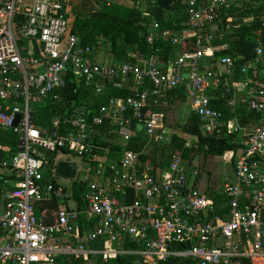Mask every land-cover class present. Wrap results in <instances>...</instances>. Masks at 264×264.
I'll return each instance as SVG.
<instances>
[{
  "label": "built area",
  "instance_id": "1",
  "mask_svg": "<svg viewBox=\"0 0 264 264\" xmlns=\"http://www.w3.org/2000/svg\"><path fill=\"white\" fill-rule=\"evenodd\" d=\"M65 4L0 0V130L17 137V151L9 161L2 157L9 150L0 146V168L15 177L8 192L0 190V264H57L60 256L90 255L100 256L103 263L133 255L134 264H242L241 259L264 258V42L257 39L254 57L241 66L227 55L214 56L228 48L217 33L218 16L243 9L242 15L226 20L262 24L264 0H183L186 28L171 42L178 46L194 38L193 53H176L165 62L154 54H132V63L108 64L98 62L93 47L68 33ZM166 34L150 33L146 43L152 46ZM68 76L93 84L96 93L109 86L130 95L110 97L94 114L86 106H70L41 132L31 103H60ZM178 86L184 88L204 136H219L225 128L240 134L242 147L230 153L234 182L221 188L224 204L187 189L179 156L159 176L148 166L138 177V154L132 151L123 152L119 165L106 160L110 148L101 144L104 133L113 132L122 143L138 129L148 138L163 139V114L150 108L165 106L166 92ZM219 99L231 112L230 124L210 106ZM241 110L253 114L245 127L236 120ZM55 152L90 162L102 155L105 161L92 168L94 178L75 179L84 185V210L61 207L48 224L37 215L38 206L66 196V186L56 181V164L47 157ZM127 187L135 193L131 200L125 198ZM79 215L94 221L95 228L80 234ZM57 236L68 241L48 243ZM97 243L102 248L93 247Z\"/></svg>",
  "mask_w": 264,
  "mask_h": 264
},
{
  "label": "trees",
  "instance_id": "2",
  "mask_svg": "<svg viewBox=\"0 0 264 264\" xmlns=\"http://www.w3.org/2000/svg\"><path fill=\"white\" fill-rule=\"evenodd\" d=\"M134 5H125L113 2L105 5L100 11H90L86 14H78L75 18L68 22V33L77 36L81 45L93 47L94 51H98L101 47H106L109 57H112V63L135 61L131 57L132 54L143 56L156 55L160 61H168L173 58L174 54L182 55L191 54L195 51V39L186 38L182 40L181 45H173L171 39L180 35L186 28L187 20L186 7L183 0H155V4L151 5V0H129ZM139 1L143 2L144 7L139 9L137 5ZM244 12L243 9H233L228 13H223L216 19L217 33L221 34L228 48L226 50H218L214 56L227 55L234 60L236 66H241L244 62L254 57V49L257 45V39L264 42V23L254 21L245 24L241 21L233 19L228 22V16H240ZM66 18V17H65ZM67 19V18H66ZM159 32L167 33L164 38H158L153 42L152 46L146 43V37L150 33ZM259 31V33H258ZM142 33V34H141ZM158 50V53L155 50ZM96 53V52H95ZM93 84L85 85L82 80L77 83L74 77L68 76L66 85L61 91V102L52 103L49 100L41 101V108L34 109V122L38 129L43 132L51 126V120L54 116L61 114L70 106H86L90 110V114H94L97 107L105 103L110 97L125 98L130 92L125 89H114L109 86L101 92H93ZM186 101L184 88L178 86L169 89L166 92L165 106H151L150 112L163 114V122L168 111V107L177 103L183 104ZM211 108L223 113L224 119L227 121L231 117V112L226 107L224 100H213L210 104ZM242 111V110H241ZM243 112V111H242ZM253 114L245 112L239 117L237 123L240 127H245L252 122ZM138 122L133 123L136 127ZM177 124L169 126L176 128ZM180 132L184 135L194 137L196 141L192 146H187L186 140L176 134H172L170 139L164 143H156L153 146L152 157L145 153L146 146L149 142L141 130H135L132 138L124 146H114V150L121 153L123 151H132L138 154L139 169L142 170L150 161L154 170L166 171L171 164L173 157L179 156L185 163H193L196 157L203 154L204 157L214 156L222 157L226 152L233 151L236 154L242 147L236 140L237 133L231 129H223L219 136H204L200 132L197 116L190 114L183 124ZM105 145L104 142H101ZM0 145L9 147L10 151L5 154L4 160L9 161L17 151V137L11 131L0 130ZM54 154H48L47 157L52 163ZM113 163V160H108ZM95 165V164H94ZM153 174V173H151ZM199 174L195 175V182ZM6 186L0 184V190H5ZM192 192V191H191ZM84 194V185H73V199L78 204L77 210H83L85 204L82 201ZM211 198L215 204H224L226 198L218 191L211 193ZM50 207L55 208L57 199L50 201ZM40 209V207H38ZM50 221V220H49ZM78 226L80 234L95 228L94 221L86 222L84 215H79ZM130 246L126 244L125 247ZM93 247L100 249L101 244ZM186 248V245L178 247ZM136 257L133 255L119 256L114 261L116 264H134ZM242 264H250L248 259H241ZM103 263L100 256H96L95 264ZM169 262H160L159 264H168ZM57 264H85L83 258L62 260L57 258Z\"/></svg>",
  "mask_w": 264,
  "mask_h": 264
},
{
  "label": "crops",
  "instance_id": "3",
  "mask_svg": "<svg viewBox=\"0 0 264 264\" xmlns=\"http://www.w3.org/2000/svg\"><path fill=\"white\" fill-rule=\"evenodd\" d=\"M27 1H30V0H27ZM113 2H117V3H122V4H125V5H134V3L132 1H129V0H113ZM111 3H109L107 0H66V4H65V17L67 18V22H70L72 21L75 16H77L78 14H86L90 11H100L105 5H109ZM137 6H140L141 8L144 7V4L143 2L139 1V3L137 4ZM102 48V47H101ZM101 48L98 49V51H95V59L100 62V63H112V57H109L108 54H105L104 56L102 55V53L104 52ZM93 92L95 93L94 95H96L97 93L94 91V88H93ZM212 95L214 94V96H218L217 93H214L212 92L211 93ZM218 101V100H217ZM168 111L166 113V116H165V122H163V118H162V123H163V126H164V136H163V139L162 140H158L157 138L155 137H146L147 140H149L147 146H146V149H145V153L149 155V157H152V150H153V146L154 144L156 143H164V142H167L169 139H170V136L172 134H176L182 138H184L186 140V144L189 142L190 145L189 146H192L193 143L196 141V139L194 137H191V136H188V135H184L180 132V130L182 129V126L183 124H180L178 123V120L177 119H181L183 118V115L185 116L186 113H187V118L190 114H193L190 112V108H189V103L186 99L185 103L183 104H180V103H175L171 106H169L168 108ZM243 112L242 111H239L237 112V115H236V120H238L239 117L243 116ZM170 115H172V117L170 118ZM164 117V116H163ZM175 118V119H173ZM186 119H184V124L186 122ZM177 121V122H176ZM232 121V119H227V124H230ZM173 124H177L181 126V128H176L174 130H171L169 128V126H172ZM6 131V130H4ZM180 132V133H178ZM103 137H104V143L105 145L109 146L110 148V155L109 157L106 159L107 161L108 160H113V164H117L119 165V160H120V157L122 156L123 152L119 153L117 151H115L113 148L114 146H124L126 143H122L118 138L117 136L113 133V132H110L109 134H102ZM235 140L236 141H239L240 140V134H237L235 136ZM1 147H4L6 149H9V147L7 146H3V145H0ZM9 151H5L3 154H2V157L4 159L5 157V154H7ZM230 153L231 151L229 152H226L222 157H220L221 159H225L224 161H227V163L231 164L232 165V170H233V161L230 160ZM54 154L53 158H52V163L53 164H56V169H57V166L58 164L60 163H66V164H72L74 165V175L71 176V177H68V178H65V177H62V176H59L57 174V177H61L62 179H65V184L64 186L65 187V192H66V196L62 199H57V202H56V206L55 208H52L50 207V201L52 200H48V201H44L42 202L38 207H40V209L38 208L37 209V215L38 216H41L44 221L48 224H51L54 222L55 220V212L57 209L61 208V207H65L69 210H76L78 212H81L80 210H77L78 209V204L77 202L73 199L72 197V194H73V185L76 184V180H81L83 178H86L87 180H90L91 178H94V173L91 171L92 168H95V167H98L97 164L99 165V162H103L105 160H103V156L102 155H95V158H93V162L87 160L86 158H82L85 162V164L88 166V168L84 171V175L87 176V177H81L82 174H79L78 173L81 171L80 168H76L75 164L73 163H69L67 161H62V160H56V157L60 154V155H64L62 153H59V152H55V153H52ZM212 158H214V156H212ZM109 162V161H108ZM197 162H199V157H197V160H194L193 163H185L183 161V164H182V167L185 166V167H191V172L193 170V167H196V171H195V175L196 173L199 174V169L202 167H200ZM110 163V162H109ZM95 164V165H94ZM112 164V163H110ZM189 164H191V166H189ZM139 165H141L139 163V159H138V163H137V166H136V175L139 177L141 176V173H142V170L139 169ZM151 167L152 168V172L154 176H159L161 173L165 172V171H158V170H154L152 164L150 163V161H147V164L144 166L145 167ZM91 168V169H90ZM204 170V169H203ZM167 171V170H166ZM184 171V170H183ZM191 172H187L186 175L189 176V174ZM4 181H6V183H4ZM69 181V182H68ZM234 182V181H233ZM15 183V177L12 175L11 171L7 170V169H2L0 168V184L6 186V189L5 190H1L3 193H6L8 192L12 186L14 185ZM69 183V184H68ZM195 176H194V180L192 182V186L190 187V191H192L193 193L199 195V196H205L207 198H210V200L214 201L212 198H211V193H214L216 191H218L219 193H222L221 192V188L218 189V190H213V191H202L203 193L199 194L197 191H193V189H195ZM232 183V182H231ZM68 184V185H67ZM126 191V194H125V198L128 199V200H131L132 198H134V191L133 189L130 187H127L125 189ZM85 208V207H84ZM83 208V210H84ZM50 220V221H49ZM78 223V222H77ZM79 225V224H78ZM79 227V226H78ZM85 233V232H84ZM1 239V238H0ZM54 239V238H53ZM49 239L48 243L49 244H52V243H59L60 241H68V238H62L60 236H57L56 239ZM56 241V242H55ZM61 244V243H60ZM62 260H69V259H72V257L68 258V257H62ZM95 258H96V255H90L88 256L86 259H83L85 261V264H95ZM245 259H248L250 261V264H264V258L262 256H253V257H250V258H245ZM116 260V259H115Z\"/></svg>",
  "mask_w": 264,
  "mask_h": 264
},
{
  "label": "rangeland",
  "instance_id": "4",
  "mask_svg": "<svg viewBox=\"0 0 264 264\" xmlns=\"http://www.w3.org/2000/svg\"><path fill=\"white\" fill-rule=\"evenodd\" d=\"M137 5L135 4V7ZM139 9H141L140 6H138ZM104 52H106V47L101 48ZM102 53L104 56L105 53ZM107 54V53H106ZM41 102H35L31 103L32 108H36L37 111L40 109ZM172 115H170V118ZM187 118V113L183 118L177 119L178 123L184 124V119ZM175 119V118H173ZM176 120V119H175ZM177 122V121H176ZM171 130H174V128H171ZM180 133V132H178ZM181 135V133H180ZM62 160V161H67L69 163L75 164L76 168H80L79 174H82L80 178L82 177H87L84 175V171L88 168V166L84 163L85 161L77 157L73 154H67V155H58L56 157V160ZM225 159H221L220 157H214L212 156H207L204 157L203 154L199 156V162L197 164L202 167V169H199V176L197 181L194 183L195 189L193 191H197L199 194L203 193L202 191H213V190H218L220 189L225 183H231L234 181V173L232 170V165L227 163V161H224ZM182 169L184 170L185 173L191 172V167H185L183 166ZM204 169V170H203ZM56 181L61 184V185H66L65 184V179H62L61 177H56ZM90 264V263H89ZM108 264H116L114 261H109Z\"/></svg>",
  "mask_w": 264,
  "mask_h": 264
},
{
  "label": "water",
  "instance_id": "5",
  "mask_svg": "<svg viewBox=\"0 0 264 264\" xmlns=\"http://www.w3.org/2000/svg\"><path fill=\"white\" fill-rule=\"evenodd\" d=\"M109 3H113V0H107ZM20 119V116L17 115L16 116V120H15V125H17L18 121ZM177 128H181L180 125L177 126ZM195 160H197V157L195 158ZM189 166H191V164H189ZM74 165L72 164H66V163H60L57 166L56 172L59 176L68 178L74 175ZM195 171H196V167H193L192 172L189 174L188 176V182H187V189L189 190L190 187L192 186V182L194 180V176H195ZM179 173L177 174V177H179ZM187 203V202H186Z\"/></svg>",
  "mask_w": 264,
  "mask_h": 264
},
{
  "label": "bare ground",
  "instance_id": "6",
  "mask_svg": "<svg viewBox=\"0 0 264 264\" xmlns=\"http://www.w3.org/2000/svg\"><path fill=\"white\" fill-rule=\"evenodd\" d=\"M264 263V262H263Z\"/></svg>",
  "mask_w": 264,
  "mask_h": 264
}]
</instances>
